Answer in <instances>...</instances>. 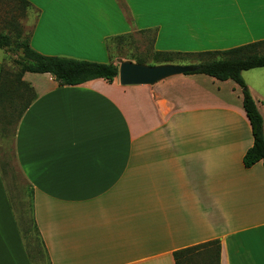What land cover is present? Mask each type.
<instances>
[{
  "label": "crops",
  "instance_id": "0c3cea01",
  "mask_svg": "<svg viewBox=\"0 0 264 264\" xmlns=\"http://www.w3.org/2000/svg\"><path fill=\"white\" fill-rule=\"evenodd\" d=\"M27 1L29 43L46 56L120 67L110 41L141 32L162 52L264 40V0ZM23 80L37 97L14 152L50 264H176L174 252L213 240L220 264H264V164H244L254 137L236 81ZM0 264H34L1 170Z\"/></svg>",
  "mask_w": 264,
  "mask_h": 264
},
{
  "label": "trees",
  "instance_id": "16d2710c",
  "mask_svg": "<svg viewBox=\"0 0 264 264\" xmlns=\"http://www.w3.org/2000/svg\"><path fill=\"white\" fill-rule=\"evenodd\" d=\"M19 2L24 4L25 7L30 6L27 0H19ZM10 43V37L7 34L0 33V48L8 47ZM18 45L22 48V56L18 60V64L21 66L20 71L13 79L7 78L4 67H2L0 74V103L9 95L12 89L23 87L31 93L29 100L24 103L22 110L19 112L18 121L37 97L31 85L23 80L25 72L49 73L60 86L80 85L100 78L112 83L119 76V66L114 63H100L68 57L46 56L31 47L29 38L20 41ZM263 45L264 40L226 50L198 53L155 51V63L150 64L174 63L177 56L196 55L199 61L189 63V65L195 68V71L187 74H205L223 81L232 79L242 87L244 108L250 120L254 137L253 146L244 156V164L246 167H252L260 161L264 164V118L243 78L244 71L264 67V53H258V50ZM135 62L148 64L143 59H138ZM34 226L43 245V240L35 219ZM220 249L219 240H213L178 250L174 252V259L176 264H220Z\"/></svg>",
  "mask_w": 264,
  "mask_h": 264
},
{
  "label": "rangeland",
  "instance_id": "374dc122",
  "mask_svg": "<svg viewBox=\"0 0 264 264\" xmlns=\"http://www.w3.org/2000/svg\"><path fill=\"white\" fill-rule=\"evenodd\" d=\"M34 17L35 13L31 6L25 7L18 0H0V33L7 34L11 42L8 47H4L5 52L0 51L8 79H13L21 69L18 60L22 56V48L18 43L29 37L27 26L32 24ZM153 39L152 32L133 33L111 40L110 50L113 58L119 62L124 60L135 62L143 59L148 64H154ZM258 53H264V45ZM174 61L178 64H189L199 60L196 55H182L177 56ZM257 70L262 71L256 73ZM244 74L245 78L250 81L249 83H252L254 95L264 112V67L247 70ZM249 83H247L248 87ZM30 96L31 93L26 88L12 89L0 103V170L33 263L50 264L34 226L31 205L32 190L17 164L14 152V132L18 115Z\"/></svg>",
  "mask_w": 264,
  "mask_h": 264
},
{
  "label": "water",
  "instance_id": "95a60500",
  "mask_svg": "<svg viewBox=\"0 0 264 264\" xmlns=\"http://www.w3.org/2000/svg\"><path fill=\"white\" fill-rule=\"evenodd\" d=\"M193 71L195 68L189 64L150 65L124 60L120 62L119 79L122 85H154L163 79Z\"/></svg>",
  "mask_w": 264,
  "mask_h": 264
}]
</instances>
